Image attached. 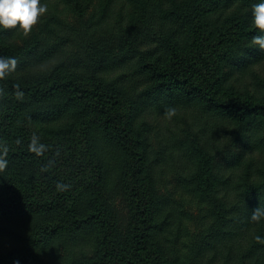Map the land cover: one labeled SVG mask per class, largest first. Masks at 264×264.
<instances>
[{"label":"trees","instance_id":"trees-1","mask_svg":"<svg viewBox=\"0 0 264 264\" xmlns=\"http://www.w3.org/2000/svg\"><path fill=\"white\" fill-rule=\"evenodd\" d=\"M54 1L69 4L40 3ZM112 1L74 23L53 13L28 37L0 28V57L16 62L0 78V264H264V157L247 154H264V77L244 80L264 59L251 44L261 0H125L138 14L122 3L116 16ZM168 106L197 129L193 145H161L192 163L185 209L139 123ZM216 154L221 177L206 170Z\"/></svg>","mask_w":264,"mask_h":264},{"label":"rangeland","instance_id":"rangeland-1","mask_svg":"<svg viewBox=\"0 0 264 264\" xmlns=\"http://www.w3.org/2000/svg\"><path fill=\"white\" fill-rule=\"evenodd\" d=\"M109 0H68L69 4H64L59 2H52L48 4H43L47 6V12L45 15H43L40 18L39 23L34 27L37 28L40 26V23L42 20L49 15H52L53 13L56 14L59 17L64 18L66 21H70L72 23L76 22L79 18H87L92 14V11L96 9L98 2H106ZM58 3L57 6L55 4ZM124 3L126 6H128L127 11L133 12L134 15L138 14L137 9L132 10L135 8L134 6L130 5L129 2L125 0H115L112 1L109 4V9L112 11V16L115 14V16L118 14V11L120 9V5ZM21 37L18 36L16 38V42L20 43ZM255 67V70H253ZM248 70H246V75L244 77L245 82L253 83L254 80L252 79L251 73L256 72L257 76L264 77V59L257 65H253ZM259 74V75H258ZM193 118L190 115L189 112H182L179 114H176L175 117H173L171 120H168L165 115L160 113L157 109H152L149 112L144 113V116L140 120L139 123H147L145 126H147L149 130V137H150V144L152 145L151 148L153 151L159 150V158L160 160H164L165 162V169L164 171H160L157 178L160 179V181L164 182L169 190H174V197L177 201L180 199H183V202H180L182 205V209H185L186 204V198L184 192L180 190L178 187V182L182 181V179L186 175V171L188 172V167L192 165L189 156L186 154V151L179 150L177 148L172 149L171 154V160L169 158V151L168 148L164 149L161 145H164L166 140L169 139L172 134L175 135V139L181 141L182 143L189 145L192 144V132L196 131L195 124L192 122ZM193 126V130L191 126ZM25 127L38 135H46L49 131L48 124L42 122L39 119L32 118L28 119L25 122ZM162 137H165L164 139H161ZM235 145H238V143H232ZM228 150L239 152L241 148L233 147L228 145ZM171 151V150H170ZM217 152V150H215ZM214 152V153H215ZM247 154H253L252 158L253 161L259 162L263 157L264 154L257 153V152H251L249 151ZM221 155H215L214 160H211L213 163L209 164L206 170H209L211 175L213 177H221L223 174V168H222V161H220ZM208 159H204L203 161H207ZM158 168H156L157 170ZM179 173H181L179 175ZM125 198V197H124ZM189 207V206H187ZM192 211L191 214L194 216L197 212V207L194 204L191 206ZM126 202H121L119 206L120 212H125L126 210ZM13 245H17V242ZM60 253H64L63 251H60Z\"/></svg>","mask_w":264,"mask_h":264},{"label":"clouds","instance_id":"clouds-1","mask_svg":"<svg viewBox=\"0 0 264 264\" xmlns=\"http://www.w3.org/2000/svg\"><path fill=\"white\" fill-rule=\"evenodd\" d=\"M47 12V6L42 5L40 0H0V28L5 30L19 29L24 37H28L33 28L39 23L40 18ZM252 25L258 33L251 39V44L264 51V0L252 7ZM14 58L0 57V78L15 65ZM177 114L175 106L165 108L164 115L171 120ZM7 167L6 160H0V172ZM258 215H264L256 209L252 218L257 219Z\"/></svg>","mask_w":264,"mask_h":264}]
</instances>
